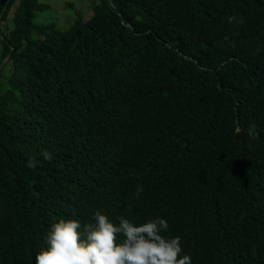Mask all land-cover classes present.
<instances>
[{
	"label": "trees",
	"instance_id": "16d2710c",
	"mask_svg": "<svg viewBox=\"0 0 264 264\" xmlns=\"http://www.w3.org/2000/svg\"><path fill=\"white\" fill-rule=\"evenodd\" d=\"M44 7L0 0V264L96 210L264 264V0H98L64 30Z\"/></svg>",
	"mask_w": 264,
	"mask_h": 264
},
{
	"label": "clouds",
	"instance_id": "9594fccd",
	"mask_svg": "<svg viewBox=\"0 0 264 264\" xmlns=\"http://www.w3.org/2000/svg\"><path fill=\"white\" fill-rule=\"evenodd\" d=\"M45 160L53 154L45 150ZM29 167L35 165L31 160ZM142 187L137 186L135 196ZM162 215L142 221L126 216L111 217L103 210L93 212L89 222L75 216L50 223L44 245L35 253V264H192L178 235L168 232Z\"/></svg>",
	"mask_w": 264,
	"mask_h": 264
},
{
	"label": "rangeland",
	"instance_id": "374dc122",
	"mask_svg": "<svg viewBox=\"0 0 264 264\" xmlns=\"http://www.w3.org/2000/svg\"><path fill=\"white\" fill-rule=\"evenodd\" d=\"M39 2L45 3V7L36 12L34 22L38 24L53 22L58 28L64 30L73 23L78 14H82L84 19H87L98 0H39ZM15 5L14 3L11 7L6 20L8 28L12 27V10ZM1 27L3 28V25ZM1 51L2 42L0 41V55Z\"/></svg>",
	"mask_w": 264,
	"mask_h": 264
},
{
	"label": "water",
	"instance_id": "95a60500",
	"mask_svg": "<svg viewBox=\"0 0 264 264\" xmlns=\"http://www.w3.org/2000/svg\"><path fill=\"white\" fill-rule=\"evenodd\" d=\"M5 7H6V4L4 5V8H5ZM2 13H3V12L0 13V18H1V16H2ZM9 56H10V53L8 54V57H9Z\"/></svg>",
	"mask_w": 264,
	"mask_h": 264
}]
</instances>
